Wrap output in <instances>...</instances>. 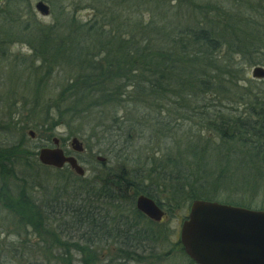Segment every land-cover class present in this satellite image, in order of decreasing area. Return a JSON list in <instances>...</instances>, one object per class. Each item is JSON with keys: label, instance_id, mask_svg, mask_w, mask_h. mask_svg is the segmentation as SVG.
<instances>
[{"label": "rangeland", "instance_id": "rangeland-1", "mask_svg": "<svg viewBox=\"0 0 264 264\" xmlns=\"http://www.w3.org/2000/svg\"><path fill=\"white\" fill-rule=\"evenodd\" d=\"M38 1L0 2V150L16 153L13 164L8 162L7 169L14 168L9 174H2L0 166V264L5 262L3 257H8L11 264L47 262L48 258L60 259V264H82L85 259L86 264H195L180 242L181 226L193 201L190 199L196 196L192 191L198 192L189 183L191 175L196 179L201 176L200 182L204 183L210 178L219 179L223 167L221 172L226 174V164L216 163L225 144L219 138L220 127L223 128V122L240 119L250 122L253 103L264 105V78L253 76L256 66L264 67V0H42L49 6L48 15L36 9ZM114 17L120 20L118 26L112 22ZM97 21L104 25L107 35L124 36L129 31L128 37L132 38L131 32L135 30L137 37H133L141 44L143 37L139 32L149 24L165 26L167 31H172L170 37L174 39L184 32L187 44L180 56L189 55L193 65L206 73L204 76L213 90H206L205 86L199 90L201 79L197 77L192 90L185 87L173 92L171 89L165 108L166 101L148 102L151 91L140 90L149 87L145 85L146 73L133 71L134 61L123 63L119 69H109L105 61L102 66L92 63L95 58H106L97 52V57L89 58L93 61L86 64L82 74L68 62L58 61L57 56L67 61L71 55L68 47L73 44L69 42L73 32L68 26L73 25L72 29L82 36L86 26H90L87 23ZM137 23L139 28L135 27ZM203 28L214 33V39L221 36L211 54L220 70L208 67L213 59L209 63L204 56L199 57L200 63L194 59L193 52L200 51L188 31ZM247 33L252 37L260 34L263 39H254L255 46L249 47L248 52L239 51L250 44ZM81 38H78L80 50L84 48L82 40L92 47L95 45L93 38ZM147 38L154 42L150 49L168 51L170 64L176 60L175 52L181 50L177 44L169 43L167 35L156 30L146 35ZM46 39H50L47 42L50 48L60 43L58 54L52 55L51 50L44 48ZM156 42L166 48L155 46ZM136 59L140 68L143 64ZM98 66L104 71L102 77L91 79L88 67L98 70ZM169 79L174 83L173 77ZM88 84H94L95 91L81 102L83 87L89 88ZM255 96L258 101H253ZM115 113L118 116L114 121ZM215 117L216 123L212 120ZM153 118H161V125L169 130L162 127L157 132ZM233 131L228 130L229 137ZM259 134L264 138V131ZM73 137H78L83 151L73 149ZM54 138L60 140L64 151L77 158L84 175L77 174L70 165L56 168L39 161V150L43 146L52 147ZM243 139L258 142L253 135H245ZM261 143L264 145V141ZM233 146L235 150L239 147ZM211 147L219 149V153ZM245 149L226 152L232 155L233 162L237 161L235 156L242 162L248 161L250 167L243 173L234 169L228 172L231 177L235 174L241 177L240 181L233 178L234 183L223 186L218 181L219 186L209 188L210 193L207 189L210 184L206 183L204 194L213 197L210 201L264 210V154L259 155L256 148ZM202 155L205 159L200 160ZM175 159L179 163L173 167L171 161ZM120 169L136 186L162 202L164 220L155 223L138 213L135 208L138 194L131 196L133 193L129 192L136 189H128V194L119 200L120 206L116 205L119 208L108 209L106 204L98 203L96 213L104 217L105 210L108 213L110 210L118 215L116 219L121 217L134 223L137 231L151 236L150 240L145 241L143 248L135 249H126L114 240L84 246L78 240L83 231L78 230L70 216L79 203L84 204L76 190L79 187L81 191L98 190L110 173ZM168 172L170 176L165 175ZM247 176L253 180L246 179ZM28 196L40 211L45 209L48 216L51 214L49 226L57 228L56 231L43 230L42 211V218H38L29 213L31 208L10 207ZM66 250L70 258L64 253Z\"/></svg>", "mask_w": 264, "mask_h": 264}, {"label": "trees", "instance_id": "trees-1", "mask_svg": "<svg viewBox=\"0 0 264 264\" xmlns=\"http://www.w3.org/2000/svg\"><path fill=\"white\" fill-rule=\"evenodd\" d=\"M100 11L101 10L98 9V12ZM112 19H113L112 22L116 23L118 26L120 23V20H117L116 17ZM100 21H97V23L94 22L93 24L87 23V25H90V26L87 27L85 25L86 30L85 29L83 30L82 36L78 35L76 31L77 29H74V30L72 29L73 25L68 26L69 27L68 29H71L73 32L70 36L72 38H69V42L73 44H71L70 47H68L71 55H69V60L67 61L64 59V57L57 56L56 58L57 59L59 58L58 61H60L61 63L68 62L70 66L75 68L74 70L77 71L79 74H82L85 71L86 69L85 67L87 63H91L93 61L91 60L92 57H97L95 56V53L97 52L99 54H103V56L105 55L106 58L105 60H99V58L98 59L95 58L96 61L92 63L100 64L102 66L103 61H105L106 64H108L109 69H112V68L119 69V67H121L123 63L127 62L131 64L134 61L136 64H134L135 69L133 68V71L135 72L136 69H138L139 71L141 70L144 71V73H146L145 79L147 80V84L145 85H148L149 87V89H140V90L141 91H144V90L151 91V94H150L151 97L150 99H148V102H151L153 104L162 103L161 100L166 101L167 94L170 93L169 91H171V89L173 90V92L176 91V89L181 90V89H184L185 87H189L192 90L195 87L196 81L194 80L197 77L201 79V81H199L198 83L199 85L197 86L199 90L201 89L204 90V86L206 90H209V89L213 90L211 89L213 88V86H210L208 84V80H207L208 78L204 76V74L206 73H201L202 71H200V68L198 69L196 68V66L193 65L192 63L193 60L189 58V55L180 56L181 53L185 52V45L187 44V35L183 36L184 32L179 34L180 38L174 39L170 37V33H172V31L171 30L167 31L165 26H163L164 28H162L159 26H154L153 24H149L151 26L146 25L141 29L142 32H139V35L143 37L141 41L142 44H141L140 41L135 40L133 37L135 35V32L133 31L135 30L131 32L132 33L131 35H133L132 38H129L130 37L128 34L129 31L128 33H125L124 36L117 35V34L107 35L104 25H102ZM131 26L133 28V25ZM122 27H123L122 30L125 31L127 28V25L124 23ZM135 27L139 28L140 26H138V23H137ZM76 28L78 27L76 26ZM152 30L161 31V35H167L170 41L169 43H173L175 45L177 44L178 48H180L181 50L180 53L175 52L176 60L171 62V64H170V55L167 53L168 51H166L165 53L163 50H160V49L157 51H155L153 48L150 49V47L153 46L154 42L151 40V38L145 39V36L153 32ZM209 31L210 30L208 28H203L200 30L194 29V30L188 31V35L191 37L193 43L198 45L199 51H200V52L195 51L196 53L193 52V54H195L196 56L194 59H196L197 63H200V59H199L200 56L206 57L208 60V63H209V60L212 61L213 59V62H210V64H208V67L210 65L211 66L210 69L213 71H215V69L220 70V68H218L217 64L214 62V58H213L214 56H211V54L213 50L216 48L215 46L218 40L220 41L219 37L221 36H218V38L216 37L214 39L213 37L214 33H211ZM104 35H107V40L104 39L105 37ZM83 36L84 37L87 36V38L89 37L93 38L95 41H92V42L93 44L95 43V45L92 47L87 44L88 42L85 43V41L82 40L84 48L83 50H80L79 46L81 44L79 43L80 41H78V38H81ZM135 36L137 37V35ZM247 36L250 41L249 46H246L244 49H241V50L239 49V51L243 50L244 52H248L249 47L255 46L254 43L252 42L254 39L255 40L263 39V37H261L260 34L254 35L252 37L249 35V33H247ZM48 40L50 39H46L44 41L42 40L44 42L43 44L44 48L47 49L48 51L51 50L52 55L58 54L61 50V48H59L58 46L60 45V43H56L55 48H52L53 46H51L50 48L47 45ZM62 45H65V44L62 43ZM155 46L166 48V46H163V44L161 45L158 42H156ZM169 53L171 54L172 52H169ZM232 53L234 54V52ZM112 54H119V55L113 58ZM131 55L132 57H130ZM137 57L139 58L138 60H141L143 64L140 68H137V61H136ZM60 59L65 60V62ZM176 64L179 66H176ZM101 66L97 67L98 70L92 67H88L90 71L92 72L91 74H89L91 79L98 80L102 77L104 71ZM234 76L231 79H234ZM171 77H173L174 83L169 82L170 80L169 78ZM163 79H168V80L165 83L163 82ZM94 84H96V82ZM94 84H88L89 88L87 89L85 88L86 86L83 87L84 92H83V97H81L82 98L81 102H85L86 98L90 96L89 94L95 91V89L93 88ZM113 95L114 94H112V96ZM258 99L259 98L255 96L253 101H258ZM106 103H112V102L107 101ZM256 104L258 105V108L256 107ZM164 105H166L165 106L166 108L168 106V101H166ZM252 106H253L252 107L253 112H250V122H247V121L242 122L240 119V120L232 121L230 123L226 122L227 124L223 122V128L220 127L219 138L221 137L225 144L223 148H221L223 149L221 155L218 154L217 156L218 159L216 163L223 161L226 164L227 169L229 170L226 169V174H225V172L223 173L221 172V170L224 169V167L221 168L219 179H213L212 181V178H210L204 181V183L200 182L201 176H199V178L196 179V177L191 175L192 181L189 183L191 186L192 184H194V187L198 189V192L193 190L192 193H194L196 196L190 200L194 201V200H197L198 198H202L204 200H214L213 197H211V195L209 194L211 192L209 188H212L213 185H214L213 188H215L219 185L221 186L227 185L231 181L232 183H234L233 178L235 180L240 181L241 177H238V175L236 174L234 175V177H231L228 174V172L231 171V169H234V170H237L238 172L240 170V172L243 173L244 171L248 170V167H250L248 166V161L244 160L242 162L238 160L237 156L234 155L237 161L233 162L232 155L230 156L226 152H230L233 150L235 152L236 150L239 151V149L243 151V149L245 148H246L245 150L249 148L251 149L256 148V150L259 151V155L264 154V145L263 143H261V141H264V138L260 136L259 134L261 131H264V105L258 104L256 102V103H253ZM114 116H116V113L114 114ZM117 116L114 119V121L117 119ZM217 117H215L214 119L212 118V120H215V123L216 121H218ZM208 119H211V118H208ZM152 122H154L153 125L155 126V129L157 132H160L162 130V127H165L166 130H169L167 128L168 126L161 125L162 124L161 118H153ZM230 129L234 130L231 137H229V134H228V130ZM43 130L46 132L51 131L50 129H46V128L45 129L43 128ZM245 135L247 136L253 135L254 138L258 139V142L257 141L252 142L250 140H245V139L242 140L243 136ZM235 140H237V142H234ZM235 144H238L239 146L238 148H236V150L233 148L234 147L233 145ZM211 148L214 151H217V153H219V149L214 148V147H211ZM235 153H238V152H235ZM15 158H16V153L12 152L11 150H0V166L3 167V171L1 170L2 174L3 173L9 174L10 171L14 169L12 168L11 170H8L7 166H8V162H11V165H12L14 162L12 159H15ZM216 158H213V160ZM201 159H205L204 155L201 156L200 160ZM177 160L178 159L171 161V163L173 164V167H176L178 165L179 162ZM253 164H255V162H253ZM165 175L170 176L169 172L165 173ZM195 175L197 176L196 173ZM243 177L245 179V176ZM247 178L248 180H253L252 178H250V176H247L246 179ZM218 181L219 183L221 181L219 185H218ZM198 182L202 184H199ZM206 183L210 184L207 188L209 189L208 195L204 194V192L206 191V187H205ZM82 189L84 188L82 187ZM128 189H134V190L136 189L135 193L137 194L144 193L147 196L151 197L152 199L156 200L157 203L159 204L161 203L154 194H152L148 190H143L141 187L136 186L135 183L125 175L122 169L118 170L117 172L110 173L106 181H104V183L98 186V190L93 189V190L81 191L80 187L76 190L77 194L82 197L80 198V202L83 201L84 204L79 203L76 206V208L72 210L73 212L70 214V216L72 215L71 217H73L78 227V230L83 231L81 236L78 238V240L82 242L84 246L92 247L93 244L99 241L114 240L116 243L122 244V246H124L126 249L127 248L135 249V248H139V246L140 248H143L144 247L143 245H145V241L150 240L149 238H151V236L147 234H143V232L137 231L136 230L137 226L134 223L130 224L128 220L121 218L120 216H119L120 218L116 219V216L118 215H114L113 213H111L110 210H109V213L108 211L105 210L104 217L103 216L100 217V215L96 213L98 203L106 204L108 206L107 207L108 209H109V206L110 207L114 206V209L120 206L119 200H122L125 197L124 195L128 194ZM22 195H24V193H21V196ZM32 199L33 198L30 196L26 198L23 197L19 200V202H15L14 206L13 204L12 205L10 204V207L13 208L14 210H18L21 207L31 208L29 213L32 212L34 216L38 218L39 217L42 218V215H41V211H42L43 221H42L41 227L43 228V230H45L46 228V229H50L51 231H56L57 229L56 227H55L56 229H52V227H50L51 226L50 224L52 223L50 222V220H52L50 218L51 214H49L48 216L47 214L48 212L46 213L45 209L44 210L41 209L40 211V207L37 206ZM47 207L48 206H46V208ZM116 211L118 212V210ZM57 235L59 236V233H57ZM52 243H54V238H53ZM76 243L79 244L78 241ZM51 245L47 247L50 248ZM64 253L68 255V258H70L71 254L68 250H66ZM84 256L86 255L84 254ZM3 258H5L4 264H11V261L7 259L8 257H3ZM188 258L192 262H194L189 256ZM82 261H83L82 264H86L85 261L87 260L85 259ZM69 262H71V259L69 260ZM60 263H61L60 259L48 258L47 262H40L39 260H36L35 263L31 262L29 264H60Z\"/></svg>", "mask_w": 264, "mask_h": 264}, {"label": "water", "instance_id": "water-1", "mask_svg": "<svg viewBox=\"0 0 264 264\" xmlns=\"http://www.w3.org/2000/svg\"><path fill=\"white\" fill-rule=\"evenodd\" d=\"M36 9L43 15L50 13L42 0L37 2ZM253 76L264 78V67L256 66ZM54 142L56 147L39 150V161L56 168L68 164L77 174L84 175L77 158L66 155L58 146V139ZM71 146L77 152L84 150L78 137L72 138ZM137 208L156 221H161L164 215L155 200L145 195L138 197ZM180 241L186 254L197 264H264V210L194 200L182 223Z\"/></svg>", "mask_w": 264, "mask_h": 264}, {"label": "flooded vegetation", "instance_id": "flooded-vegetation-1", "mask_svg": "<svg viewBox=\"0 0 264 264\" xmlns=\"http://www.w3.org/2000/svg\"><path fill=\"white\" fill-rule=\"evenodd\" d=\"M55 139H57V138H54L53 139V146L52 147H56L57 145L55 144V142H54V140ZM59 140V139H58ZM58 146H61V143H60V140H59V145ZM43 147H49V148H52V147H50V146H43ZM43 147H41V148H43ZM65 153H66V155H71V153H69L68 151H66L65 150ZM68 165V164H67ZM47 166H49V165H47ZM129 192L130 193H133V195H131V196H134V194H135V191H133L132 192V190L130 191L129 190ZM130 195V194H129ZM141 195H145V196H147L146 194H144V193H140V194H138V196L135 198V208H136V210H137V212H140L141 214H143L148 220H150V221H154L155 223H161V222H163V220H164V217H165V215H166V212H165V210H164V207L162 206V202L159 204V203H157L158 204V206L163 210V212H164V215H163V217H162V220L161 221H156V220H153V219H151L149 216H147V215H145L144 213H142L138 208H137V199H138V197L139 196H141ZM147 197H149V196H147ZM151 198V197H150ZM154 200V199H153ZM156 201V200H155ZM132 206V205H131Z\"/></svg>", "mask_w": 264, "mask_h": 264}]
</instances>
